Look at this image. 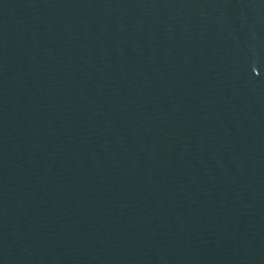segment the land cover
Listing matches in <instances>:
<instances>
[{"label": "water", "instance_id": "95a60500", "mask_svg": "<svg viewBox=\"0 0 264 264\" xmlns=\"http://www.w3.org/2000/svg\"><path fill=\"white\" fill-rule=\"evenodd\" d=\"M0 264H264V0H0Z\"/></svg>", "mask_w": 264, "mask_h": 264}]
</instances>
